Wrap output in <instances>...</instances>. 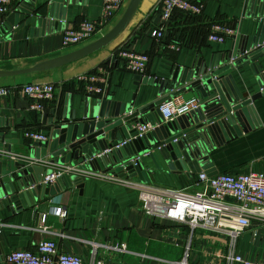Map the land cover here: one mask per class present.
Listing matches in <instances>:
<instances>
[{
  "label": "crops",
  "instance_id": "obj_1",
  "mask_svg": "<svg viewBox=\"0 0 264 264\" xmlns=\"http://www.w3.org/2000/svg\"><path fill=\"white\" fill-rule=\"evenodd\" d=\"M19 1L13 2L8 13L17 7ZM47 1L34 0L35 6H42ZM76 2V5L64 8L65 20L61 27L48 19L49 25L45 29L23 26L16 32H11L9 40L0 43V70L28 68L93 42L118 21L129 0L93 38L80 45L63 48V29L76 28L83 20L94 21L100 15L102 0ZM160 2L161 0H141L122 33L104 48L81 60L42 73L0 78V87L11 89L7 96L0 97V133L10 141L13 154L23 157L30 155L32 146L23 136L27 131H39L49 137L48 143L51 142L50 122L54 118V110L57 111V117L64 112L70 116L75 111V118H80L86 96L77 81L78 76L96 70L118 49L148 54L150 61L146 76L167 80L175 67L190 68L196 63L207 67L230 51L233 47L231 38L223 44L209 42L208 35L213 24H222L246 36L254 32V19L243 17L245 12L253 11L251 2L208 0L200 16L175 14L164 38L156 42L150 34L160 25ZM5 17L6 15L0 18V25ZM258 63L261 68L260 77L255 75L253 64L231 74L244 98L259 94L260 87L264 86V55ZM28 83L54 85V97L46 103L44 112L29 110L30 101L17 93V88ZM68 97L71 103L66 113ZM96 98H109L111 102L118 104H132V110H137L160 96L157 87L136 82L134 74L117 66L110 72L104 96L93 97L91 107ZM251 107L252 128L209 152L208 159L214 175L250 172L264 175V95L252 101ZM41 149H45L48 154V146H41ZM157 159L158 161H152L147 155L142 156L140 162L145 176L127 179L137 182L147 180L148 184L171 189H194L198 174L189 177L187 172H172L159 154ZM9 160L28 166L23 160ZM42 160L50 161L49 157ZM107 162L105 163L109 164ZM5 163L4 160L1 161V168H5ZM44 168H50L54 174L60 171L55 165ZM91 168L93 172L86 170V176L82 178L81 190L75 186L63 189L60 186L55 197L46 195L34 207L20 211L6 205L3 200L0 201V264H8L4 261L7 253L13 250H34L41 241L55 242L62 251L80 257L83 264H90L92 243L99 245L97 257H106V264H180L183 261L186 264H226L225 257L231 250L246 260H264V220H251L250 226L242 230L234 240L219 233H191L189 229L177 227L168 220L155 221L145 215L140 210L136 191L106 179L104 176L109 171L101 163H93ZM123 174L125 173L118 176L123 177ZM36 177L33 173L21 179V182H31ZM33 188L29 187L18 194ZM30 197L32 201L33 197ZM33 208L37 209V218ZM57 208L65 212L64 217L55 214ZM115 242L124 244L125 251L116 252L104 247Z\"/></svg>",
  "mask_w": 264,
  "mask_h": 264
},
{
  "label": "water",
  "instance_id": "obj_2",
  "mask_svg": "<svg viewBox=\"0 0 264 264\" xmlns=\"http://www.w3.org/2000/svg\"><path fill=\"white\" fill-rule=\"evenodd\" d=\"M140 2L141 0H129L118 21L93 42L28 68L0 70V78L46 72L97 52L116 39L129 25ZM247 2L253 4V11L245 12L243 17L254 19V32L247 36L237 32L231 38L233 47L222 59L210 63L207 67L197 63L190 68L175 67L167 80L135 75L136 82L157 87L160 96L137 110H132V104L114 103L109 98H96L91 107L92 98L85 97L81 109L82 116L77 119L75 111L69 116L68 106L71 102L68 97V114L64 112L57 117V111L52 112L54 118L50 122L51 142L33 143L27 159L40 161L49 157V166H77L90 172H93L91 165L99 162L111 175L125 173L121 178H133L145 176L140 160L134 164L136 158L147 155L152 161H158L159 154L172 172H187L189 177L201 172L213 176L208 159L209 152L252 128L251 103L264 95L262 85L259 94L244 98L231 75L249 64H253L255 75L260 77L261 73L258 60L264 55V0ZM77 3L76 0H48L42 6H35L34 0H20L12 12L5 14V20L0 25V43L9 40L11 32H16L23 26L45 29L49 25L48 19L61 27L65 20L64 8ZM175 97H182L185 101L199 100L200 105L176 120L165 122L158 107ZM136 123L149 124L152 130L142 137H137V132L132 128ZM9 144L10 141L0 133V201L3 200L6 205L20 211L34 207L37 201H42L46 195L55 197L60 186L62 189L75 186L79 190L83 187V179L77 175H63L52 185L40 184L42 176H50L52 170L42 166L24 167L10 161L13 151ZM41 146H48V154L45 149L40 150ZM95 155H98L97 159L93 160ZM2 160L6 162L5 168H1ZM33 173L37 175L36 179L21 182V179ZM32 186V190L18 194ZM30 196L33 197L32 201ZM33 213L37 218L36 208H33Z\"/></svg>",
  "mask_w": 264,
  "mask_h": 264
},
{
  "label": "built area",
  "instance_id": "obj_3",
  "mask_svg": "<svg viewBox=\"0 0 264 264\" xmlns=\"http://www.w3.org/2000/svg\"><path fill=\"white\" fill-rule=\"evenodd\" d=\"M15 0H0V18L9 12ZM127 0H102L98 19L83 20L76 28L63 29L62 46L70 48L80 45L101 31L122 9ZM208 0H161L159 4L160 25L154 29L150 37L160 42L170 28L175 14L186 17L200 16ZM237 31L222 24H213L208 35L209 42L223 44L235 36ZM150 58L148 54L135 53L120 48L108 61L93 72L78 76L81 89L86 97H102L108 87L110 72L113 68L146 76ZM11 89L0 87V97L7 96ZM17 93L24 95L29 101V110L42 113L46 103L50 102L55 93L52 83H28L17 88ZM200 105L199 100H183L182 97L171 98L162 103L158 109L165 122L182 117ZM137 137H142L152 130L149 124L136 123L132 127ZM24 138L33 143L48 142L49 137L39 131H27ZM121 146V145H119ZM141 158V157H140ZM136 158L135 161L140 160ZM10 159L23 160L28 166H49L46 160H28L27 157L11 154ZM59 172L43 177L40 184H54L63 175L86 176V170L69 165L59 167ZM88 172V171H87ZM89 173V172H88ZM106 179L132 191H136L140 210L155 221L168 220L177 227H184L193 232L219 233L234 240L238 234L250 226L253 219L264 220V175L247 174H216L208 176L201 172L194 183V189H171L127 178L106 174ZM55 214L64 217L65 212L57 208ZM98 244H91L90 264H106V257H97ZM112 251L124 252L125 245L115 242L104 246ZM226 264H264V260L250 261L234 254L232 250L225 257ZM8 264H83L80 257L62 251L53 241H41L34 250H13L4 256ZM180 264H186L184 261Z\"/></svg>",
  "mask_w": 264,
  "mask_h": 264
},
{
  "label": "rangeland",
  "instance_id": "obj_4",
  "mask_svg": "<svg viewBox=\"0 0 264 264\" xmlns=\"http://www.w3.org/2000/svg\"><path fill=\"white\" fill-rule=\"evenodd\" d=\"M145 77H147V76H145Z\"/></svg>",
  "mask_w": 264,
  "mask_h": 264
}]
</instances>
